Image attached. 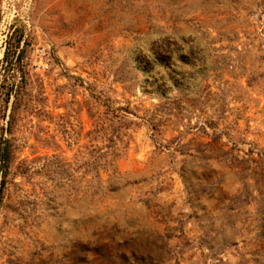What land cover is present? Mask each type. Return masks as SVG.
<instances>
[{
    "label": "rangeland",
    "instance_id": "374dc122",
    "mask_svg": "<svg viewBox=\"0 0 264 264\" xmlns=\"http://www.w3.org/2000/svg\"><path fill=\"white\" fill-rule=\"evenodd\" d=\"M3 154L0 264H264V0H0Z\"/></svg>",
    "mask_w": 264,
    "mask_h": 264
},
{
    "label": "trees",
    "instance_id": "16d2710c",
    "mask_svg": "<svg viewBox=\"0 0 264 264\" xmlns=\"http://www.w3.org/2000/svg\"><path fill=\"white\" fill-rule=\"evenodd\" d=\"M11 64H12V62H11V60L8 62V67H10L11 66ZM4 156H1L0 155V157H2L3 159H5V154H3Z\"/></svg>",
    "mask_w": 264,
    "mask_h": 264
}]
</instances>
